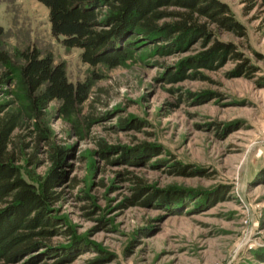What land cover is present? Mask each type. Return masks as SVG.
<instances>
[{"label": "rangeland", "instance_id": "rangeland-1", "mask_svg": "<svg viewBox=\"0 0 264 264\" xmlns=\"http://www.w3.org/2000/svg\"><path fill=\"white\" fill-rule=\"evenodd\" d=\"M219 1L245 36L215 29L216 38L233 43L242 59L198 69L203 78L188 77V69L186 78L167 80L205 50L201 41L165 57L151 46L135 49L122 66L93 70L80 49L52 35L46 6L0 0L13 66L19 51L36 48L64 64L74 83L93 71L102 76L75 116L49 105L41 121L49 137L38 140L35 121L16 133L23 176L38 187L54 167L51 146L70 154L56 188L60 234L9 264H264V0ZM245 63L251 70L236 74ZM145 147L153 153L124 161V149ZM134 177L151 194L174 196L151 205L146 196L133 200Z\"/></svg>", "mask_w": 264, "mask_h": 264}, {"label": "trees", "instance_id": "trees-1", "mask_svg": "<svg viewBox=\"0 0 264 264\" xmlns=\"http://www.w3.org/2000/svg\"><path fill=\"white\" fill-rule=\"evenodd\" d=\"M37 1L49 11L52 35L66 48L80 49L82 61L93 70L120 67L135 49L151 46L156 56L165 57L188 51L198 41L205 50L186 59L180 71H173L167 80L186 78L188 69L194 70L188 77L203 78L198 69L215 70L229 58L242 59L233 43L216 38L215 29L245 36L244 27L219 0ZM4 34L0 25V65L8 68L0 74V95L10 94L15 99L0 102V264H9L32 250L48 247L45 242L60 234L54 206L61 194L56 188L64 179L62 170L70 154L67 148L51 146L49 159L54 167L38 187L23 176L19 166L22 147L16 133L25 123L35 121L38 140L49 137V130L41 125L49 105L57 102L61 115L75 116L90 100L94 83L102 76L93 71L84 81L74 83L64 64H56L51 55L36 48L19 51L20 63L13 66L4 49ZM250 70L245 63L236 74L246 75ZM13 82L16 90L6 89ZM15 102L18 110L12 111ZM143 149L146 151L124 149V161L133 163L143 153L154 151ZM132 179L139 184L133 200L146 196L143 204L151 205L174 196L160 191L151 194L140 179Z\"/></svg>", "mask_w": 264, "mask_h": 264}]
</instances>
